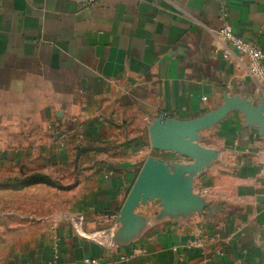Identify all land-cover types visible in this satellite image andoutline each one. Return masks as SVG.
<instances>
[{"label":"crops","instance_id":"obj_1","mask_svg":"<svg viewBox=\"0 0 264 264\" xmlns=\"http://www.w3.org/2000/svg\"><path fill=\"white\" fill-rule=\"evenodd\" d=\"M222 14L264 54V0H0V264H264V87Z\"/></svg>","mask_w":264,"mask_h":264},{"label":"built area","instance_id":"obj_2","mask_svg":"<svg viewBox=\"0 0 264 264\" xmlns=\"http://www.w3.org/2000/svg\"><path fill=\"white\" fill-rule=\"evenodd\" d=\"M221 27L217 30L219 42L224 47L223 57L226 58L230 53L235 52L245 57L249 64L251 76L256 82L264 87V54L254 42L236 35L229 23L225 21V15L220 17ZM162 120L168 119L166 114L160 116ZM88 264H99L95 260H85Z\"/></svg>","mask_w":264,"mask_h":264},{"label":"water","instance_id":"obj_3","mask_svg":"<svg viewBox=\"0 0 264 264\" xmlns=\"http://www.w3.org/2000/svg\"><path fill=\"white\" fill-rule=\"evenodd\" d=\"M212 121L214 122V120ZM212 121L206 119L202 121V123L193 122V123L179 124L176 123L175 121L169 119L162 120L161 117H158L157 119H155L154 128L157 133H159L160 131H167L169 133H172L174 136H180V135L184 136L186 134L194 133L196 130H198V128L212 124L213 123Z\"/></svg>","mask_w":264,"mask_h":264},{"label":"rangeland","instance_id":"obj_4","mask_svg":"<svg viewBox=\"0 0 264 264\" xmlns=\"http://www.w3.org/2000/svg\"><path fill=\"white\" fill-rule=\"evenodd\" d=\"M10 238H12V233L0 229V260L6 256L7 246L9 244Z\"/></svg>","mask_w":264,"mask_h":264},{"label":"trees","instance_id":"obj_5","mask_svg":"<svg viewBox=\"0 0 264 264\" xmlns=\"http://www.w3.org/2000/svg\"><path fill=\"white\" fill-rule=\"evenodd\" d=\"M35 180H36V179L32 178V179H30V182H36ZM37 180H38V179H37ZM27 182H29V181H26V183H27Z\"/></svg>","mask_w":264,"mask_h":264}]
</instances>
